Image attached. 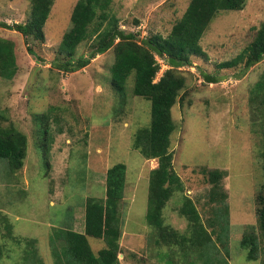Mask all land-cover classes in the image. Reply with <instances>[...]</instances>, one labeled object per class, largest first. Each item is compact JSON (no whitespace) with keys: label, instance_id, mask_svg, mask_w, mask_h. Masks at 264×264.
<instances>
[{"label":"rangeland","instance_id":"374dc122","mask_svg":"<svg viewBox=\"0 0 264 264\" xmlns=\"http://www.w3.org/2000/svg\"><path fill=\"white\" fill-rule=\"evenodd\" d=\"M78 1L55 0L45 40L29 38L39 59L28 52L21 33L0 27V37L15 44L18 67L13 79L0 77V125L14 126L28 137L21 170L10 174L7 162L0 160V264H20L22 257L23 248L6 236L8 224L14 236L37 240L44 264H55L53 230L84 232L86 199L105 196L107 169L118 162L127 165L128 181L120 205L121 264H167L156 231L146 222L149 175L158 161L145 159L133 146L135 133L150 123V101L134 95V74L124 95L116 92L111 84L114 48L76 72L56 65L69 60L60 53V43ZM190 2L114 0L112 9L121 28L141 41L167 37ZM31 11L32 0H0V24H25ZM263 20L264 0H248L242 11L216 14L200 41L205 56H192L193 66L179 70L186 85L172 109L177 130L171 151L184 190L175 191L166 205L165 222L180 232L188 229L187 219L179 213L185 197L195 201L205 221L212 208L205 202L211 184L201 170L224 171L232 229L228 248L221 250L230 264L262 260L249 261L240 241L251 232L260 234L257 196L264 183L260 155L264 133L261 118L254 120L251 91L264 72V60L248 71L243 66L220 69L218 64L237 57L254 40ZM93 43H83L76 58L89 56ZM203 73L219 81L209 83ZM40 116H45L43 122ZM44 126L51 138L47 153L42 145ZM89 243L96 253L105 246L102 239L89 238ZM175 261L183 264L179 257Z\"/></svg>","mask_w":264,"mask_h":264},{"label":"trees","instance_id":"16d2710c","mask_svg":"<svg viewBox=\"0 0 264 264\" xmlns=\"http://www.w3.org/2000/svg\"><path fill=\"white\" fill-rule=\"evenodd\" d=\"M113 2H77L71 16V27L60 43V53L68 56L69 60L56 65L65 72H76L87 67L97 55L114 48L116 56L111 67V84L116 92L124 95L127 80L134 74V95L151 103L150 123L135 133L133 146L145 159L158 161L149 175L146 222L156 231V242L162 244L160 254L167 264H175V257H179L183 264H230L221 250V247L228 248L232 229L228 194L223 186L224 171L201 170L211 184L205 202L212 208L208 210L205 221L195 201L189 197L182 200L179 209L180 215L188 221V229L184 232L165 222L164 209L175 191L184 190L183 182L174 169V154L171 151V137L177 130L172 109L186 85V79L179 75V70L193 66L192 56H205L200 41L215 15L221 11H242L248 0H191L167 37L154 35L141 41L136 34L127 33L121 28L112 9ZM54 3L55 0H32L31 18L27 23H3L0 27L21 33L26 38L28 52L39 59L29 44V38L45 40L44 29ZM90 40L94 42L90 55L76 58L79 47ZM156 56L170 67L158 82H154L160 70ZM262 60L264 20L254 40L237 57L218 64V67L229 69L243 66L248 71ZM17 71L15 44L0 37V77L13 79ZM203 77L209 83L219 81L210 74L203 73ZM251 100L256 111L254 120L258 122L261 118L264 133V72L252 88ZM44 117H39L42 122ZM43 132L45 141H42V145L47 153L51 141L49 127L44 126ZM262 140L260 155L264 169V138ZM27 151L28 137L25 133L14 126L0 125V160L7 162L10 174L23 168ZM105 179V196L86 199L84 232L65 228L53 230L50 244L55 264H121L119 255L123 222L120 205L127 190V165L123 162L114 164L107 169ZM257 202L260 234H247L240 245L247 251L249 261H258L262 257L261 264H264V183ZM6 229V236L23 248L20 264H44L39 257L37 240L14 236L10 224L6 225ZM89 238L102 239L105 246L96 253ZM2 257L0 246V259Z\"/></svg>","mask_w":264,"mask_h":264},{"label":"clouds","instance_id":"9594fccd","mask_svg":"<svg viewBox=\"0 0 264 264\" xmlns=\"http://www.w3.org/2000/svg\"><path fill=\"white\" fill-rule=\"evenodd\" d=\"M156 60L160 65V70L158 71L154 82H158L162 78V76L164 75L165 71L170 68L169 65L167 63H165V61L162 58L156 56Z\"/></svg>","mask_w":264,"mask_h":264}]
</instances>
